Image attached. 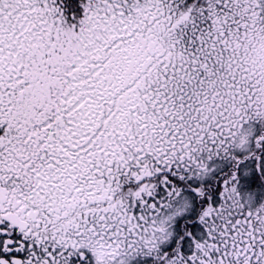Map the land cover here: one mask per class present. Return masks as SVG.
Segmentation results:
<instances>
[{"label": "snow or ice", "instance_id": "6c2138e0", "mask_svg": "<svg viewBox=\"0 0 264 264\" xmlns=\"http://www.w3.org/2000/svg\"><path fill=\"white\" fill-rule=\"evenodd\" d=\"M0 264H264V0H0Z\"/></svg>", "mask_w": 264, "mask_h": 264}]
</instances>
